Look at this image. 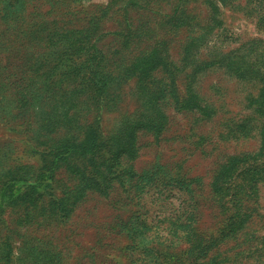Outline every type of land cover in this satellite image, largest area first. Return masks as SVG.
I'll return each instance as SVG.
<instances>
[{
  "label": "rangeland",
  "instance_id": "374dc122",
  "mask_svg": "<svg viewBox=\"0 0 264 264\" xmlns=\"http://www.w3.org/2000/svg\"><path fill=\"white\" fill-rule=\"evenodd\" d=\"M71 29L88 30L90 45L106 32L102 64L116 72L107 85H88L90 45L76 43L75 32L57 35ZM198 34L205 42L186 52ZM162 46L172 71L123 69ZM171 87L178 102L196 93L212 111L166 97L160 134L135 126L134 156L111 163V176H121L106 193L86 190L61 217L54 197L79 194L86 180L77 169L98 162L108 171L106 140L152 117L147 96ZM263 89L264 0H0V264H264ZM60 95L76 100L74 117L56 108ZM92 128L104 147L89 161L71 155L36 204L2 196L12 171L42 170L44 158ZM233 156L242 159L234 185L249 190L242 206L215 191ZM237 220L242 227L224 236Z\"/></svg>",
  "mask_w": 264,
  "mask_h": 264
},
{
  "label": "trees",
  "instance_id": "16d2710c",
  "mask_svg": "<svg viewBox=\"0 0 264 264\" xmlns=\"http://www.w3.org/2000/svg\"><path fill=\"white\" fill-rule=\"evenodd\" d=\"M137 4H139V2H137ZM182 7V5L178 4L176 10L172 15H170L172 16L171 18L173 20L174 18H176L174 15H178L179 11L177 10H180L181 8V12H183ZM214 10H218V8L215 7ZM214 15H216V13H214ZM188 24L189 23L185 19H180L178 22V26H186ZM99 31L100 32H98V36L96 38V42L98 45H96L95 43L90 45V41L92 40L93 35L90 34L88 30L81 29L74 31L73 29H71L64 31L61 30V32L57 33L58 36L62 35L63 39L64 35L67 32H75L76 43L90 45L91 52L89 53V62L92 66H90L92 68V76L88 78V85L89 82L90 84L92 83V80H94V78H96L98 84L100 83L107 85L108 79L105 78L111 77L112 74H114V76L116 75L115 70L108 66V64H102L104 61L102 54L103 51L101 47H99V43L102 36L106 34V32H101V30ZM205 39V34H198L197 36L193 37V39H191L186 45V52L191 50L195 45L205 42ZM204 61V64L206 63L205 67L211 66L213 65V63H215L210 62L209 60ZM169 62L170 59L168 53L166 52V48L162 46V49L156 47L150 52L139 54L138 56L134 57V59L130 63H127V65H125L123 69L131 68L142 76L145 75V77L150 72V74H152L153 76L155 72L154 69L159 66H161V68L163 69H166L167 71H172L171 68H169ZM228 65L230 68L235 69V72H237L238 74L243 75L245 73V68L243 67V65H238L237 67L235 65V61L232 59L228 62ZM117 72V76H119L121 74V70H117ZM171 77L172 75L170 76V78ZM143 80L144 77L140 78L139 82ZM172 81L174 80L172 79ZM59 97L61 102L57 104L56 108L63 112L66 117H74L75 113H73L72 115L71 110L75 106L76 100L72 97L64 95H60ZM166 97H172L174 101H176L177 103H181L182 107L198 109L202 114L205 115H209L212 111L211 107L203 104L197 99L196 93L187 95V98H185L186 102H178L180 101L178 100V94L172 87L171 89H166L165 91L164 89H160L159 93L147 96V104L150 109L154 110L152 117L147 120H138L136 122H133L130 126L127 127L124 134L117 136V138L109 137L106 140V147L111 148L112 150L109 153L108 157H106L107 162H109L108 171L102 172L98 168L100 167L98 162H92L93 167H97L96 170L92 166V168H90V166L88 167L87 165H81V167L77 169V173H79L80 176L86 180V182L85 186H80L79 194L76 196H71L69 194L71 191L69 190L67 191L68 194L65 191L64 195L54 197V205L61 217H67L69 215L70 211L73 209V205H75L78 199L83 196V193H85L86 190L95 188V190L101 193H106L110 188L111 181L121 176L120 174L115 175V177L111 176L110 172L113 173V169L115 167V165L113 164V166L111 163L113 160H118L120 155L130 157L134 156L135 144L133 142V134L135 133V126H142L149 131H152L153 133L160 134L163 129V124L166 121V114L161 109L162 100H164ZM257 102L258 107L256 108V110L264 116V89L259 94ZM97 135L98 133L95 128H92L87 132L85 138H83L80 142H64V144L59 146L57 153L55 152L54 155L52 154L51 156H47L46 158H44V166L42 170H29L30 173H20L12 171L13 174L11 176V180L4 182V186L2 187V196L7 197L8 201H16L22 199L25 202H29L28 205L36 204L38 200L43 198L46 187H52V183H54V179L56 177V172L61 167V165L67 162L69 163L74 157L71 155L79 156L82 160L87 161L92 160V158L96 157L98 152L104 147L105 144V142H103V140ZM262 140L264 144V123L262 127ZM241 160L242 159L240 157L233 156L227 164L222 166L215 181V191L218 193V195H222V199H224L225 193H228L230 195V198H226L224 201L226 203L234 202L236 206L243 205L244 201L246 200L245 194L249 191L247 190V188L243 187V183H240L241 187L238 184L234 185L236 181L233 177V174L237 170V167ZM102 163H105V161H103ZM254 181L258 182V180ZM105 184L107 186L104 188ZM256 187L257 185L253 186V190H251V193L256 194L258 192V188ZM248 196H250V194H248ZM247 209L250 208L248 207ZM245 215L250 216L251 212H246ZM237 223L238 220L236 222L230 221L228 224H225L222 230V232L225 233L224 236L230 235L231 232L242 227V223ZM216 239H219V237Z\"/></svg>",
  "mask_w": 264,
  "mask_h": 264
}]
</instances>
